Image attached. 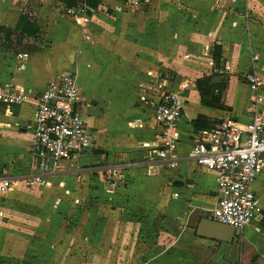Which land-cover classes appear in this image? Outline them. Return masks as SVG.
Listing matches in <instances>:
<instances>
[{
  "label": "crops",
  "instance_id": "crops-1",
  "mask_svg": "<svg viewBox=\"0 0 264 264\" xmlns=\"http://www.w3.org/2000/svg\"><path fill=\"white\" fill-rule=\"evenodd\" d=\"M88 6L80 25L57 0H0V84L40 92L58 73L76 71L95 135V149L75 168L58 163L42 171L31 150L34 107H15L11 115L0 107V182L11 184L0 193V264H264V173L252 185L259 208L252 223L231 243L206 239L198 227L213 220L217 175L192 156L200 132L229 117L251 121L245 78L255 55L264 65V0ZM22 15L38 25L37 37L20 40ZM31 43L37 48L25 50ZM57 45L69 58L49 72L48 54ZM207 77L220 86L211 96L222 108L202 102L197 81ZM164 91L185 101L169 160L156 154L166 146L154 119ZM259 108L264 115V103ZM135 120L143 127H130ZM113 169L121 180L112 178ZM38 176L50 186L27 184Z\"/></svg>",
  "mask_w": 264,
  "mask_h": 264
},
{
  "label": "built area",
  "instance_id": "built-area-1",
  "mask_svg": "<svg viewBox=\"0 0 264 264\" xmlns=\"http://www.w3.org/2000/svg\"><path fill=\"white\" fill-rule=\"evenodd\" d=\"M57 1L67 16L80 25L86 23L87 2L77 1L76 5L68 7L66 3L75 0ZM149 1L152 0H127V3L131 7H140ZM259 62L260 56L255 55L252 71L245 78L253 99L251 121L241 124L232 117L222 120L213 128L200 132L192 150L196 164L217 175L218 201L212 219L237 230L248 227L259 215L257 197L252 190L257 175L264 173V115L259 108L264 103V65L258 67ZM26 104L34 107L31 150L40 170L48 171L58 163L75 168L82 156L95 149V135L87 119L76 71L58 73L40 92L15 81L0 84V107L10 115L13 108ZM184 110L185 101L179 93H161L155 105L154 119L163 128L166 146L156 151L159 159L169 160L177 149L176 131ZM129 126L140 128L143 124L135 120ZM135 165L137 163L127 166ZM175 165L170 160V166ZM111 173L114 179L123 178L117 169ZM27 184L50 186L41 176ZM10 186L9 181L0 182V193L9 191Z\"/></svg>",
  "mask_w": 264,
  "mask_h": 264
},
{
  "label": "trees",
  "instance_id": "trees-1",
  "mask_svg": "<svg viewBox=\"0 0 264 264\" xmlns=\"http://www.w3.org/2000/svg\"><path fill=\"white\" fill-rule=\"evenodd\" d=\"M77 1L81 2H87L88 5H90L91 0H75V1H69L66 3V6L71 7L77 4ZM40 29L36 23H34L29 15H22L19 21V24L15 30L16 33H18L20 40H24L27 37H37ZM8 34H12L11 31H7ZM218 48L216 49L214 53V61L216 64L221 60V53H219ZM197 86L200 92V96L202 99L203 104L207 106H212L216 108H222L220 104V98L212 97L211 95L214 94V92L220 87L219 85H214L212 82L211 77L203 78L197 81ZM205 118L200 117L197 121H195V126H199V123L204 121ZM209 129V128H207Z\"/></svg>",
  "mask_w": 264,
  "mask_h": 264
},
{
  "label": "water",
  "instance_id": "water-1",
  "mask_svg": "<svg viewBox=\"0 0 264 264\" xmlns=\"http://www.w3.org/2000/svg\"><path fill=\"white\" fill-rule=\"evenodd\" d=\"M214 83L216 81L214 80ZM240 232L234 227L223 225L211 219H204L198 227V235L202 238L231 243Z\"/></svg>",
  "mask_w": 264,
  "mask_h": 264
},
{
  "label": "rangeland",
  "instance_id": "rangeland-1",
  "mask_svg": "<svg viewBox=\"0 0 264 264\" xmlns=\"http://www.w3.org/2000/svg\"><path fill=\"white\" fill-rule=\"evenodd\" d=\"M43 31H44V38H43L44 39V43H43V45L47 47V44H49V41L46 38L47 34L45 33V29L44 28H43ZM55 33L58 34V31L55 32ZM1 34H2L1 37H5L4 31L0 28V35ZM60 35H62V34H59L58 36H60ZM54 36H56V35H54ZM4 45H6V43H4ZM34 47H36L35 44L31 43L29 46H27V48L25 47L26 48L25 50H30L31 51V50H33ZM67 51L68 50L65 51L59 45H57L56 48L51 49L50 54H48V58H47V60L50 62V64H52V67L50 68L49 72H55L57 69L59 71V68H61V66H58V64L60 65L61 60L69 58V54H68Z\"/></svg>",
  "mask_w": 264,
  "mask_h": 264
}]
</instances>
